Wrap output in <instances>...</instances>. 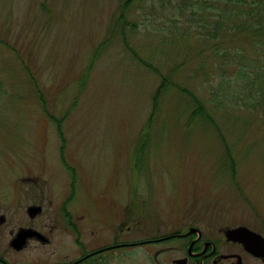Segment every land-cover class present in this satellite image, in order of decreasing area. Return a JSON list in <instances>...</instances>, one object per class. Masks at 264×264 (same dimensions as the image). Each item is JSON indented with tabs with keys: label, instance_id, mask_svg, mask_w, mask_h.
I'll list each match as a JSON object with an SVG mask.
<instances>
[{
	"label": "rangeland",
	"instance_id": "rangeland-1",
	"mask_svg": "<svg viewBox=\"0 0 264 264\" xmlns=\"http://www.w3.org/2000/svg\"><path fill=\"white\" fill-rule=\"evenodd\" d=\"M120 1L0 0V254L52 264L75 257L82 240L121 242L90 264H173L180 243L152 241L186 224L264 233V115L209 101L212 53L198 68L187 51L199 31H175L168 22L184 18L151 11V0H129L125 15L139 25L122 39L112 27L120 31ZM169 71L213 122L175 85L154 102ZM30 202L54 222L51 241L7 253Z\"/></svg>",
	"mask_w": 264,
	"mask_h": 264
},
{
	"label": "trees",
	"instance_id": "trees-1",
	"mask_svg": "<svg viewBox=\"0 0 264 264\" xmlns=\"http://www.w3.org/2000/svg\"><path fill=\"white\" fill-rule=\"evenodd\" d=\"M123 6L117 16L113 29L128 41L127 33L138 23L127 19L129 0H121ZM151 11L154 8L165 9L171 17L184 18L181 22H168L171 27L183 33L199 31L200 44L194 43L187 51L196 59L198 68H205L202 54L212 53L213 68L218 69L215 75L217 82L209 92V101L217 108L240 111L248 110L257 115H264V0H151ZM156 12V11H155ZM129 15V14H128ZM178 25L179 28H178ZM144 26V25H143ZM126 30V31H125ZM114 33V32H113ZM185 35V34H181ZM201 45V47H200ZM192 60H182V67ZM169 71L160 75L153 99L168 87L175 85L187 93L195 106L192 113L213 122L212 114L207 110V103L200 100L193 91L173 81ZM224 91L221 93L220 91ZM206 104V105H205ZM211 114V115H210ZM233 163L234 160L231 159Z\"/></svg>",
	"mask_w": 264,
	"mask_h": 264
},
{
	"label": "flooded vegetation",
	"instance_id": "flooded-vegetation-1",
	"mask_svg": "<svg viewBox=\"0 0 264 264\" xmlns=\"http://www.w3.org/2000/svg\"><path fill=\"white\" fill-rule=\"evenodd\" d=\"M30 207H34V209L30 210ZM26 213L31 221L18 225L15 230L10 229V238H8L7 242L8 247H4L3 251L16 254L22 251L30 242L36 241V244L45 245L51 241V231H54L55 226L54 222L47 226L41 218L39 219L41 213H43V206L37 202H30L26 205ZM5 219V214L0 212V226L6 223ZM35 219H39V222H34L33 220ZM67 224L70 226L68 232H71L73 235L80 233L73 219L69 220ZM239 225L245 224L230 222H223L217 225L186 224L164 236L153 239L152 242L173 239L180 243L179 248L170 246V249L180 252V257H177L183 258L184 261L178 263L176 258H173L171 259L173 264H264V255L255 254L248 248L246 241L248 238L247 234L242 232L239 236L233 235L234 237H229L228 229ZM245 226L249 227L248 225ZM22 230H29L31 234L26 235L24 244H21L22 247L20 245V248L15 247L12 245V241L18 232ZM64 230H67V228L64 227ZM253 230L264 236V233L255 229ZM77 240L79 241V238L75 237V243ZM78 244L82 248H80L79 253L75 257L66 260L67 255H64L63 261H59L58 263L53 262L52 264H90L92 257L102 252L98 250L105 247L93 246L92 248L84 240ZM88 246L89 248H87ZM155 255H157V252ZM0 264H51V262L47 263L43 259L39 260L38 258L21 262L17 261L14 255L5 256L0 254Z\"/></svg>",
	"mask_w": 264,
	"mask_h": 264
},
{
	"label": "water",
	"instance_id": "water-1",
	"mask_svg": "<svg viewBox=\"0 0 264 264\" xmlns=\"http://www.w3.org/2000/svg\"><path fill=\"white\" fill-rule=\"evenodd\" d=\"M242 232L247 234L248 238L246 241L248 243V248L256 254L264 255V237H262L260 234L255 233L244 226H239L234 229H230L228 231V235L229 236H232L234 234L237 235V234H241ZM28 234H31L29 230L19 231L17 236L13 239L12 245L15 247H20L21 244L24 243L26 235Z\"/></svg>",
	"mask_w": 264,
	"mask_h": 264
}]
</instances>
